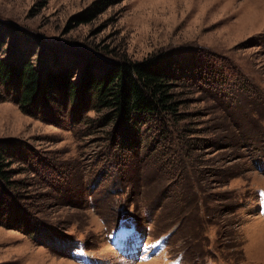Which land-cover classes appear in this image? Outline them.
<instances>
[{"label": "rangeland", "instance_id": "374dc122", "mask_svg": "<svg viewBox=\"0 0 264 264\" xmlns=\"http://www.w3.org/2000/svg\"><path fill=\"white\" fill-rule=\"evenodd\" d=\"M0 38L35 68L82 52L178 68L176 112L135 125L8 91L0 264H264V0H0Z\"/></svg>", "mask_w": 264, "mask_h": 264}, {"label": "trees", "instance_id": "16d2710c", "mask_svg": "<svg viewBox=\"0 0 264 264\" xmlns=\"http://www.w3.org/2000/svg\"><path fill=\"white\" fill-rule=\"evenodd\" d=\"M91 16L93 13L86 11L75 19L85 23ZM72 54L76 58L75 65L59 67L61 63L56 61L52 64L55 69L50 66L35 68L30 62L17 64L0 57V102L7 100L9 90H13L15 101L23 111L38 110L40 104H47L52 97L60 96L68 105H75L77 100L86 98L90 101L88 107L91 110L97 113L106 110V122L116 120L123 125L137 124L138 116L157 113L165 116L176 112L178 105L172 92L173 82L178 80V68L172 57L108 62L87 52ZM80 65L78 79L73 81L75 67ZM15 149L8 140L0 142V189L8 195L9 206H13L16 200L15 194L8 191L13 188L9 181L12 174L9 167Z\"/></svg>", "mask_w": 264, "mask_h": 264}, {"label": "snow or ice", "instance_id": "6c2138e0", "mask_svg": "<svg viewBox=\"0 0 264 264\" xmlns=\"http://www.w3.org/2000/svg\"><path fill=\"white\" fill-rule=\"evenodd\" d=\"M261 195H264V193H262Z\"/></svg>", "mask_w": 264, "mask_h": 264}]
</instances>
